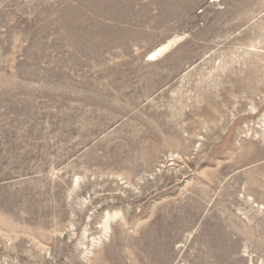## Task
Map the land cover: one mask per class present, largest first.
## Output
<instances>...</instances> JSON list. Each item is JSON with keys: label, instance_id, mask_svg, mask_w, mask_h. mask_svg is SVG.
Returning a JSON list of instances; mask_svg holds the SVG:
<instances>
[{"label": "rangeland", "instance_id": "obj_1", "mask_svg": "<svg viewBox=\"0 0 264 264\" xmlns=\"http://www.w3.org/2000/svg\"><path fill=\"white\" fill-rule=\"evenodd\" d=\"M0 264H264V0H0Z\"/></svg>", "mask_w": 264, "mask_h": 264}, {"label": "bare ground", "instance_id": "obj_2", "mask_svg": "<svg viewBox=\"0 0 264 264\" xmlns=\"http://www.w3.org/2000/svg\"><path fill=\"white\" fill-rule=\"evenodd\" d=\"M167 46L168 45L161 46L157 48L155 51H153L151 54H149V57L151 58V60L155 59L159 54H161L165 49H167ZM114 216H118V213H115L114 215L107 213L106 219L105 221H103V224H102V230L104 234H107L109 230L108 221Z\"/></svg>", "mask_w": 264, "mask_h": 264}]
</instances>
